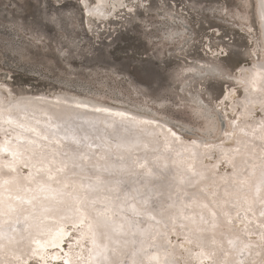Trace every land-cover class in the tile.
I'll use <instances>...</instances> for the list:
<instances>
[{"label": "rangeland", "instance_id": "1", "mask_svg": "<svg viewBox=\"0 0 264 264\" xmlns=\"http://www.w3.org/2000/svg\"><path fill=\"white\" fill-rule=\"evenodd\" d=\"M122 3L116 16L103 23L88 13L95 0H0V100L9 102L39 95L84 99L169 124L183 141L159 134L158 148L140 145L116 156L109 151L120 144L112 136L111 124H86L81 119L57 120L31 113V118L25 119L34 131L37 127L45 137L57 138L61 144L38 149L28 145L30 151L0 119V145L4 141L1 162L15 155L23 157L26 163L37 162L43 159L42 151L47 150L56 153L58 162L53 165L62 167L56 169L52 179L35 185L28 193L29 190L20 189L22 186L17 190L14 187L29 183L23 179L30 167L18 164L19 171L12 170L14 173L1 169L0 183L4 187L0 197L5 193L11 198L6 200L9 208L1 212L6 216L0 214V263L10 264L3 260L8 247L34 232L30 225L33 217L31 213L24 216V212L35 208L37 213L51 214L40 225L55 217L63 221L64 232L55 244L47 245L41 255L25 264H130L134 249L139 252V262L147 264L149 256L146 259L142 255L144 243L148 254H161L157 264H222L223 259L226 264H259L260 257L254 262L248 256L251 248L264 254V233L244 232L234 226L236 218L244 215L242 211L235 213L243 198L249 201L248 209L264 220V204L258 201L264 202V138L249 131H264V103L258 105L264 101V69L257 66L263 65L264 59L259 1ZM227 93L229 98H225ZM4 115L7 116L0 112V117ZM20 132L33 134L32 129ZM33 137L40 138L36 134ZM187 141L199 145H189L177 152ZM164 145L168 147L163 149ZM200 145L206 148L202 150ZM21 151H27L28 157ZM127 160L144 162L143 169L131 172ZM108 163L115 164L119 172L109 173L102 166ZM188 163L196 168L184 173L178 170ZM42 172L31 174V178L37 179ZM212 176L222 180L219 184L209 181L210 185L205 187ZM144 180L148 185L143 206H149L148 209L143 211L134 205L133 210L124 209L122 216H118V209L106 202L112 213L97 218V209L105 206L98 195L108 193L97 189L99 183L117 186L120 195H136L133 191L145 184ZM75 185L80 187V193L75 192ZM213 190H217L216 198L208 197ZM63 196L73 203L81 198L80 209L91 230H82L84 222L68 224L76 212L72 204H61ZM218 202H224L230 218L224 217L221 205H213ZM158 203L161 205L157 206ZM162 203L175 211L174 217L160 213ZM193 204L209 208L193 211L189 221L178 217L179 211L196 208L197 205L190 207ZM150 229H160L158 235L165 234L159 240L147 242ZM101 232L111 242H103ZM198 237L205 248L198 245L202 243L197 242ZM93 242L101 246H94ZM212 243L219 244L213 257L205 246ZM123 249L127 251L119 254Z\"/></svg>", "mask_w": 264, "mask_h": 264}, {"label": "bare ground", "instance_id": "2", "mask_svg": "<svg viewBox=\"0 0 264 264\" xmlns=\"http://www.w3.org/2000/svg\"><path fill=\"white\" fill-rule=\"evenodd\" d=\"M262 2H263V5L260 3V15H261L260 23H261L262 33H263V39H264V0H262ZM123 5L124 4L122 3V0H95L94 6L88 10V13L91 14V16L93 17V19H96L97 21H100V22H103V23H109V21L113 17L116 16V13L120 10V7H123ZM262 63H263V65H261V64L260 65H257V66H259V69L260 68L261 69H264V59H263V62ZM254 77H258V74H255ZM229 95H230V93H227L226 96H225V98H229ZM262 103H264V101H260L258 103V105L259 104H262ZM0 112L2 114L3 113L4 114H7V116L4 115V116H1L0 117V119L3 121L2 123H5V125H6L4 127H6L7 129H10V131L12 132V134L14 136H16L17 139L19 138V140H21L20 142H22V143L25 144V146L24 145L23 146L26 149H28V147H29L28 145H32L34 148L38 149L39 147H48V148H50L52 146V144H59L60 143L59 142V139L57 140V138L54 139V138H51V137H45L46 136L45 133L38 132L40 129L38 130L37 127H35V131H34V127L31 125V122L25 119V118H27V116L30 117V114L31 113L45 114L48 117H51V118L57 119V120H67V121H69V120L81 119L86 124H88V122H90V123L102 122L103 124H106V123L107 124H111L112 125V130L111 131L113 133L112 136L115 139V141H117L120 144L118 146H115L114 149H109V151H111L112 153H114L116 156H119V154H126L128 152H131L133 150H136V149H138V147L140 145H145L147 147H155V148H158V146H159V142H158L159 141V134H162L163 136L170 137V138L174 139L176 142L183 141V139L176 132H174L170 128L169 124L167 125L165 123H162V122H159V121H156V120H152V119L147 118L145 116H139V115L136 116V115H134V114L131 113L133 115L132 116L128 111H125V110H122V109H117L115 107H111V106H108V105H102V104H99V103H96V102H92V101H88V100H84V99H78V98H70V97H65V98H63V97H61V98L60 97L49 98L48 96H45V95H41V96L39 95V96H26V97L20 98L19 100L9 101V102H4V101H1L0 100ZM32 118H34V117H32ZM34 119L36 120V118H34ZM32 121H34V120H32ZM37 121H38V119H37ZM39 122H40V120H39ZM39 122H37V123H39ZM48 122H50V121H48ZM50 123H52V122H50ZM50 123H49V125H50ZM55 124H57V123L55 122ZM43 125L45 127V124H43ZM58 125H59V123H58ZM60 125H62V124H60ZM19 128L25 129V130H28V131L29 130L31 131V129H32V131H33L32 132L33 133L32 136L29 134L30 137H28L29 135L27 136L26 135L27 133H21L20 132L21 129L19 131ZM51 128H52V126H51ZM56 128H58V127H56ZM46 130H47V128H46ZM256 130H258V129H251L249 131L253 135L259 136V138H264V131H262V130L260 131V129H259V131L257 132ZM48 133H50V132H48ZM48 133H47V135H48ZM34 134L38 135L40 138L33 137ZM41 137H43V138L45 137V138L44 139H41ZM72 139H73V137H72ZM95 140H97V139H95ZM160 142H162V141L160 140ZM183 143H185L184 146H181V148L179 150H177V152H180L181 150L186 149L187 148L186 146H189V145H195V144H198L199 145L198 142H190V141L188 142L187 141V142H182V145H183ZM166 147H168V146H165L164 145L163 149H166ZM200 147H201L202 150L206 148V147H203V145L202 146L200 145ZM10 148H11V146H10ZM15 148L13 147L11 149L14 150ZM34 148H33V150H35ZM62 148H63V150L65 149L64 147H62ZM3 150H4V141L0 145V153H2ZM28 150L31 151V148L28 149ZM43 151L41 153L43 159H38V161L40 163H38L37 160H36L37 162H35V161L33 162L32 161L31 163H26V162L23 161V159H22L23 157H21V159H20L19 158L20 156L17 157L16 155L14 157H10V160H6V161L4 160L2 162L0 161V171H1V169H5L7 171L9 170V172L12 171V170L17 171L18 170V168H17L18 164H24L25 166L30 167V170L28 169L29 170V174L25 177V179H23V180H26V181L29 180V181H27L29 183L28 184L27 183H24L23 185H19V187H17V186L14 187L15 186L14 185L13 187L16 190L19 189L22 186L20 189L29 190V191H27V193H28V192H30L31 188H33V189L35 188V185H37L39 183H42V182H44L46 180L52 179L53 176L55 175V173L57 172L56 169L62 168L59 165H57V166H54L53 165L55 162H58L57 161L58 159L56 158V153H54L53 151L51 152V151H47V150H45L46 151V153H45ZM59 151H61V150H59ZM17 152H18V149H17ZM21 152H22V154L24 156H27L28 157L29 154L28 155L25 154V152H27V151H25V152L21 151ZM95 152L97 153V151H95ZM28 153H30V152H28ZM30 155H33V154H30ZM64 156H63L62 160H64V158H66ZM27 157H24V158H27ZM30 157H32V156H30ZM60 157H62V155ZM34 159H36V158H34ZM108 160H109V158H108ZM59 161H60V159H59ZM128 164H129L128 166L130 167V171L133 172V173H136L138 170L143 169L144 162L138 161V162L135 163L133 161L132 162L131 161H128ZM114 165L115 164H113V163H108L106 165L103 164L102 166H104V168L106 170L110 171L109 173L116 174L119 171H117L115 169ZM191 167L196 168L195 165H192L191 166V164L188 163L187 166H185L183 169L178 168V170H181L184 173L185 170H187V169L190 170ZM47 169L48 170H51V172H48ZM44 170L46 171L45 173L42 172ZM65 170H66V168H65ZM14 171H12V172L14 173ZM124 171H128V170H124ZM40 172H42L43 175L39 176L35 180H33L31 178V176H32L31 174L40 173ZM171 172H173V171H171ZM178 174H179V172H178ZM57 176H59V175H57ZM19 177H21V176H19ZM142 177H144V176H142ZM14 178H16V177H14ZM146 178H147V176H146ZM5 179H4V181H6ZM1 180H3V176L2 175H0V181ZM221 180H222L221 177L214 178L212 176V178L210 177L205 182V187H208L210 185V183H208L209 181L210 182H213V183H216V184H219V182ZM142 182L145 183V184H143L142 186H140V188H138L139 185H140V184H138V187H137L138 189H136V191H133V192L136 193V195L135 194L133 195L130 192L129 193H126L125 195L124 194L123 195H120V194L117 193V190H116L117 186H115V185L107 186V184L104 183V182L99 183L98 184L99 186L97 187V189L98 190L100 189V190H103V191L104 190L105 191L108 190V193H104V195H98L99 198H100V200H101V203L105 204V206H103L104 208H102V209H97V211H96L97 212L96 213L97 218L100 219L101 217L102 218L103 217L104 218L105 217H109V214L112 213L111 212L112 208H110V206L108 204H106V202H109V204L112 205L113 209H115L114 207H116L118 209V211H119L118 212V216H120V215L122 216V213H120V212L121 211H124V209L125 210L126 209L133 210L135 208V206H138L136 209H140V210H143V209L146 210V209H148L149 206H143L144 205L143 203H144V201L146 199V193L144 192V189H146V186L148 184H147V181L146 180H144ZM151 182H152V180H151ZM3 187H4L3 184L0 183V189L3 188ZM10 187H12V186H10ZM10 187H9V189H11ZM73 188H74V190H75L76 193H80L81 192L80 187H78L77 185H75V187H73ZM9 189L7 191H9ZM4 191L5 190H3V192ZM171 191L172 190L170 189L168 193L170 194ZM216 192H217V190L210 191V193H208V197L209 196H212V198H216L214 196L216 194ZM12 193H13V191H12ZM19 193H21V192H19ZM23 193L24 192H22V194ZM29 195H32V193L29 194ZM138 195L141 196L140 199H139V197H137ZM17 196H18V193H17ZM77 196H79V195H76V197ZM9 197L11 198L10 195H9ZM21 197H23V196H21ZM8 198L5 196V193H4V197H0V214L3 215V216H6V214H2L1 213L2 210L3 209L5 210L6 208H9L8 204H6V202H7L6 200H8ZM47 199H49V198H47ZM11 200H13V199H11ZM23 200H25V199H23ZM258 201H259V203L261 202V203L264 204L263 199L262 200H258ZM74 202L75 203H73L72 199L71 200H68L66 196H63L62 199H61V204L62 205H65V204H69L70 203V204H72L73 208L75 207L74 209H75V212L76 213H72V214H74V216H73L72 219H70L68 221V224L69 223H72L71 226H73L75 224L83 223L84 222L85 225L82 227V230L84 232L87 231V230H91V228H90L91 226H89L87 224V222H86V215H84L83 214V210L80 209L81 206L83 205V204H81V202H82L81 198H76V201H74ZM252 203H253V200H252ZM153 204L151 205V208L154 205H156V204H154V205ZM163 204L164 203H162V206L163 207L161 209H159L161 211L160 213H162L164 211L166 214H168L169 217H174L173 214L175 213V211L171 210L170 207H165ZM214 204L215 205H221L220 206V209L221 210H224V213L226 214V215H224L225 218H230L231 217L230 215H228L225 212L226 210L224 209V205H223L224 202L223 203H219V202L218 203H213V205ZM159 205H161V204L158 203L157 206H159ZM195 205H197V204L190 205V207L195 206ZM200 205H203V204L200 203ZM239 206L241 208L239 210L236 209L235 213L242 211V212H244V215H242V213H241V216L243 218H241V219L240 218H236L237 221H235V222L233 220V222L235 224L234 226L237 227L239 230H242L244 232H246V231L247 232L248 231L249 232L250 231L252 232L253 231V232H256L257 233V231H258V233L260 235L263 234L264 233V220L261 221L260 220L261 219L260 216L258 214L256 215L255 214V211H251L250 209H248L249 206H250L248 199L247 198L241 199ZM11 208L12 207H10V211L13 209V208L12 209ZM156 208H159V207H156ZM194 208H190L189 210L185 211L184 213H183V210L182 211H179L178 213L176 212V213L179 215L178 217H180V218L182 217V219H185V220L189 221V217H190L189 215L192 214L193 211L195 212L197 209H203V207H201L199 205H197L195 209ZM208 208L209 207H204V209H208ZM169 209H170V211H169ZM11 212L13 214V211H11ZM11 212H10V214H11ZM14 212H16V211H14ZM16 213H18V212H16ZM30 213H31V216L33 217L32 220H31V222H30V225H31L32 229H34V232L29 237H25L24 238L22 236V235L25 234L24 231H23L24 234H22V235L20 234V235L24 238V241H22V242L20 241L19 242L20 239L17 238L19 243L12 244V245H10L8 247L7 252H6V255H5L6 257H5V259L3 258V260L7 261V263H10V264H25L26 262H29L30 260L33 261L35 259V256L36 255H41L42 252L45 251L47 245H49V244H55L58 241V239L61 236H63V232H64V229L62 228V226L64 224L63 221L58 220L55 217H52L53 220L51 222L45 223L43 225H40L41 222L43 223V221L49 220V218L51 217L50 216L51 214L49 212L37 213L36 210H35V208H33L32 211L26 210L24 212V216L28 217ZM9 216L10 215L8 213L7 214V217L9 218ZM16 217L18 218V215ZM0 218H1V216H0ZM1 220L3 221V219H1ZM4 221L7 222V220H5V219H4ZM146 223H148V220L146 221ZM15 226H16V224H15ZM146 226H147V224H146ZM7 227H9V226H7ZM12 227H13V225H12ZM101 227L104 228V225H101ZM92 229H93V227H92ZM133 229H134V227H133ZM150 230H151V232L148 233L149 234L148 235L149 237H148L147 242L150 241V240H152L153 242L156 239L159 240V237H161L162 234L164 233L163 232L162 234H159L158 235V232L160 231V229H158V230L157 229H150ZM14 233H16V232H14ZM187 234H190V233H187ZM35 236H37L38 238H36ZM97 236L98 235L96 233H94V238L95 239H96ZM190 236H193V235L190 234ZM200 237L197 238L198 239L197 242H202V241L199 240ZM259 238H262V237L259 236ZM100 239L103 242L104 241L107 242V243L108 242H111L110 240H107L108 238L106 239V236L105 235L103 236V232H101V238ZM15 240H16V238H15ZM189 241H190V239H189ZM93 243H94V246H97V245L101 246L100 243L99 244H96V242H93ZM145 244L146 243H144V246H143V244H141V246H142L141 248H142V251H144V253H142V255L144 256V258L146 257V259H147V256H149L148 259L150 261L147 259V264L150 263V262L152 264H157V262H158L157 258L159 259V256L161 254L160 253H153V252H151L152 254L151 253L148 254L147 251H145L146 248H147V244L146 245ZM217 244L215 246L213 245V243H212V245L211 244L210 245H205V246H207V250L209 252V255L212 256V257L215 256V254L219 250V248L216 247ZM198 245L201 246V248H205L203 242L202 243H198ZM186 247L187 246L185 245V248ZM131 249H133V248H131ZM253 249H255V248H251L250 251H249L248 260H250V257L252 256L253 258L251 260H253L255 262L258 259V257H260L259 264H264V254H258L257 253L258 252L257 250H256L257 252L255 253L254 252L255 250H253ZM125 250L126 249H123L121 251H118V253L119 254H124L127 251V250L126 251ZM133 253L134 254L132 255V262H130V264H144V263L139 262L141 260L140 259V256L138 255L139 252L137 253V250L134 249ZM116 257H118V254H117ZM126 261H125V263L128 262V261L127 262ZM223 261L226 262V259H223ZM225 262L224 263L222 262V264H226ZM85 263H87V261H77V262H75L73 264H85Z\"/></svg>", "mask_w": 264, "mask_h": 264}, {"label": "water", "instance_id": "3", "mask_svg": "<svg viewBox=\"0 0 264 264\" xmlns=\"http://www.w3.org/2000/svg\"><path fill=\"white\" fill-rule=\"evenodd\" d=\"M262 4L263 5V2H262V0H259V4ZM97 238V237H96ZM97 240H99L98 238H97ZM96 244H98L97 242H96Z\"/></svg>", "mask_w": 264, "mask_h": 264}]
</instances>
